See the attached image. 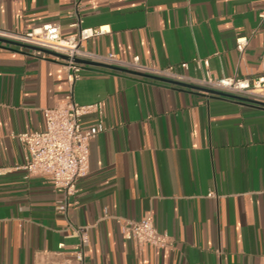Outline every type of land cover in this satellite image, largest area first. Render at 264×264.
Segmentation results:
<instances>
[{
	"label": "crops",
	"instance_id": "crops-1",
	"mask_svg": "<svg viewBox=\"0 0 264 264\" xmlns=\"http://www.w3.org/2000/svg\"><path fill=\"white\" fill-rule=\"evenodd\" d=\"M263 12L264 0H0V32L57 23L66 38L80 19L105 31L84 43L95 55L188 77L203 74L193 60H208L212 77L256 78ZM237 38H247L242 53ZM32 51L0 43V264L69 259L78 226L90 227L87 264H264V107L82 60L91 64H81L74 99L102 104L101 117L83 118L102 131L61 212L62 194L16 169L24 148L13 136L42 130L43 110L68 90L62 60ZM148 214L170 248L124 239L115 218Z\"/></svg>",
	"mask_w": 264,
	"mask_h": 264
},
{
	"label": "built area",
	"instance_id": "built-area-1",
	"mask_svg": "<svg viewBox=\"0 0 264 264\" xmlns=\"http://www.w3.org/2000/svg\"><path fill=\"white\" fill-rule=\"evenodd\" d=\"M264 20V12L258 14ZM78 28L76 35L62 37L57 23H46L30 31L16 34L0 32V38L25 44L37 50L33 54L41 56V50H47L66 57L62 60L65 72L67 93L63 104L43 110L44 127L40 131L15 134L24 148V158L16 169L22 170L24 179L42 177L57 193L62 194L63 202L58 210L64 212L69 198L77 193L78 182L89 173V144L102 131L100 124L84 126L83 118L88 115H102V104L81 105L74 99V86L81 79L83 68L76 62L79 60L98 61L109 66L128 71L170 79L191 86L213 90L242 98L264 102V54L261 58V73L256 78L245 77H212L208 70V60H193L197 69H202L200 77H188L176 71L174 67L157 68L143 64L139 57L122 60L115 54L95 55L84 49V43L94 36L104 34L103 28L87 29L81 26L78 19L73 25ZM247 45V38L236 39V50L242 53ZM180 69L186 70L188 63H182ZM120 224L124 239L131 241L136 247L151 246L167 249L172 246V239L158 232L150 214L138 221L115 218ZM89 226L74 227L71 236L77 243L71 248V258L61 262L51 261L45 264H87L85 249L89 244ZM64 244L58 246L61 255Z\"/></svg>",
	"mask_w": 264,
	"mask_h": 264
},
{
	"label": "water",
	"instance_id": "water-1",
	"mask_svg": "<svg viewBox=\"0 0 264 264\" xmlns=\"http://www.w3.org/2000/svg\"><path fill=\"white\" fill-rule=\"evenodd\" d=\"M0 43H6V44L15 45V46H20V47H23V48H26V49H29V50H37V48L31 47V46H28V45H25V44H21V43L9 41V40L2 39V38H0ZM41 52L43 54H46V55H49V56H52V57H55V58H58V59H61V60H66L65 56H62V55H59V54H56V53H53V52H50V51H47V50H41ZM76 62L78 64H83V65L84 64L85 65L91 64L89 62H85V61H82V60H79V59H77ZM105 67L114 69L111 66H105ZM126 72L130 73V74H133V75L145 76L146 77L145 74L136 73V72L128 71V70H126ZM165 82L173 83V84H176V85H179V86H183V87H187V88H192V89L204 92V93H209V94H212V95L226 97V98L238 100V101H241V102H244V103H248V104H253V105L264 107V102H260V101H256V100H252V99H247V98H242V97H238V96H234V95H229V94H225V93H221V92H217V91H213V90H208V89H204V88H200V87H195V86L187 85V84L180 83V82H172V81H168V80H165Z\"/></svg>",
	"mask_w": 264,
	"mask_h": 264
}]
</instances>
